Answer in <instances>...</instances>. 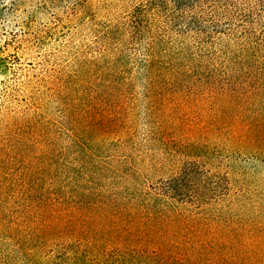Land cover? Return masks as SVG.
I'll return each instance as SVG.
<instances>
[{"label": "rangeland", "instance_id": "1", "mask_svg": "<svg viewBox=\"0 0 264 264\" xmlns=\"http://www.w3.org/2000/svg\"><path fill=\"white\" fill-rule=\"evenodd\" d=\"M147 1L0 5V264H96L111 250L177 255L185 264H264V20L245 24L244 41L262 52L246 63L250 88L185 94L189 100L175 94L185 114L169 117L160 134L156 92L141 89L137 78L138 89H105L116 70L109 66L113 50L129 59L132 15ZM247 2L263 14L264 0ZM236 33L220 36L215 47ZM177 104L166 100L163 110ZM186 160L203 161V170L226 180L224 194L204 198L196 226L151 233L142 226L128 235L117 228L123 221L91 209L100 189L134 200ZM110 167L118 168L117 178ZM38 175L46 185L33 184ZM53 191L55 201L37 200ZM149 204L161 210L159 201ZM238 224L244 234L231 238L226 232Z\"/></svg>", "mask_w": 264, "mask_h": 264}, {"label": "trees", "instance_id": "2", "mask_svg": "<svg viewBox=\"0 0 264 264\" xmlns=\"http://www.w3.org/2000/svg\"><path fill=\"white\" fill-rule=\"evenodd\" d=\"M46 1L42 0L43 3ZM75 1L81 3L84 0ZM257 1L262 3V0ZM4 4L3 0H0V5L4 6ZM229 9L237 10L231 14ZM133 13L129 34L131 42H127L129 44L126 45L131 55L125 61L122 51L113 50V60L109 61V66L115 63L113 67L116 70L113 69L111 76L107 77L105 89H138V86H133L137 78L141 89L149 93L156 92L162 101V110L156 114L157 129L160 134L163 131L162 123L165 124L169 117L185 114L183 112L185 105L177 98L185 97L189 100L190 98L185 95L188 93H191L194 98H202L206 93L208 94L206 96L212 95L215 89L223 91L224 89L250 88L252 82L248 76L251 70L246 63L254 57H262V52L244 41L248 34V27L245 24L262 22V19L264 20L262 8L256 10L247 0L242 2L236 0H148L138 6ZM236 32L239 35L232 43L228 41L218 49L215 47L217 41L221 39L220 36L225 37L227 34L232 35ZM218 57H221L222 66L219 72L216 67L214 68ZM230 62L232 64H229ZM256 72L259 75L262 74V65ZM125 73L126 76H118ZM177 93L176 98L174 95ZM166 100H177L181 104L165 112L163 109L167 107ZM43 162L45 158L42 159ZM203 167V161L186 160L176 175L156 181L147 186L146 191L138 190L140 196H135L134 200L122 198L117 201L110 195L101 194L102 189H100L97 199L91 201L90 207L101 211L104 217H117L123 221L116 224L117 228L126 227L125 231L128 235L132 234L133 229H140L142 226H145L149 233L152 230L161 231L169 225H184L188 221H192L191 225L196 226V223H199L198 220L192 219L200 213L202 204L207 202L204 198L211 201L210 199L226 192L224 176L221 178L217 174H209L208 170L202 169ZM109 170L110 176L114 178L119 176L118 168L110 167ZM24 182L27 187H33L27 179ZM35 182L36 185H46L47 181L42 175H38L33 184ZM29 192L30 195H27L31 199L33 195L36 196L34 188ZM54 192H50L47 196L41 195L42 197L37 200L55 201L52 200ZM126 194H129V189H126ZM149 201L155 203L159 201L162 204L161 210L150 206ZM188 208H191L188 210L189 214L181 211ZM226 234L231 238L241 237L244 234L243 225H236V228L227 231ZM151 254L134 250L130 252L111 250L107 255L109 261L107 259L105 262H96V264H185L184 259L177 255L163 256L154 251H151ZM58 263L63 264V261Z\"/></svg>", "mask_w": 264, "mask_h": 264}]
</instances>
